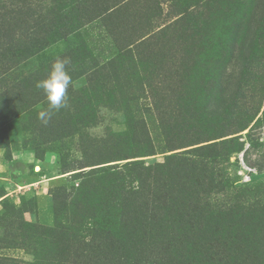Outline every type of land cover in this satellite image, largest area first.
I'll use <instances>...</instances> for the list:
<instances>
[{
    "label": "rangeland",
    "instance_id": "374dc122",
    "mask_svg": "<svg viewBox=\"0 0 264 264\" xmlns=\"http://www.w3.org/2000/svg\"><path fill=\"white\" fill-rule=\"evenodd\" d=\"M134 161L184 188L182 239L264 264V0H0V264H106L84 222Z\"/></svg>",
    "mask_w": 264,
    "mask_h": 264
},
{
    "label": "trees",
    "instance_id": "16d2710c",
    "mask_svg": "<svg viewBox=\"0 0 264 264\" xmlns=\"http://www.w3.org/2000/svg\"><path fill=\"white\" fill-rule=\"evenodd\" d=\"M156 167L149 174L145 173L143 162L123 165V171L112 175L103 188L102 217L98 211L84 222L94 233L103 234L106 247L97 251L107 258L106 264H231V258L219 249L202 250L189 237L184 235V239L181 238V232L175 226L187 218L188 195L182 192L184 188H180L177 194L171 189L173 195L168 193L170 183L166 177H157ZM186 185L179 183V186ZM118 234L120 241L126 242L120 252L112 249ZM98 238L97 235L94 241L99 244ZM93 247L99 249L96 244ZM229 250L230 247L228 255ZM206 252L212 256H206ZM195 254H198L197 259ZM216 256H219L218 260Z\"/></svg>",
    "mask_w": 264,
    "mask_h": 264
},
{
    "label": "clouds",
    "instance_id": "9594fccd",
    "mask_svg": "<svg viewBox=\"0 0 264 264\" xmlns=\"http://www.w3.org/2000/svg\"><path fill=\"white\" fill-rule=\"evenodd\" d=\"M68 66V59L56 58L51 63L46 77L36 83V87L43 91L47 101V107L37 114L43 124L48 123L54 112L68 107V89L73 84Z\"/></svg>",
    "mask_w": 264,
    "mask_h": 264
}]
</instances>
